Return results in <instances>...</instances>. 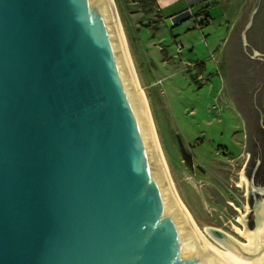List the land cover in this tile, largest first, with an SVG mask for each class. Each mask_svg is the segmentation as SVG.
<instances>
[{
	"label": "water",
	"instance_id": "1",
	"mask_svg": "<svg viewBox=\"0 0 264 264\" xmlns=\"http://www.w3.org/2000/svg\"><path fill=\"white\" fill-rule=\"evenodd\" d=\"M260 11L219 66L245 141ZM0 264H244L177 208L102 0H0Z\"/></svg>",
	"mask_w": 264,
	"mask_h": 264
},
{
	"label": "rangeland",
	"instance_id": "2",
	"mask_svg": "<svg viewBox=\"0 0 264 264\" xmlns=\"http://www.w3.org/2000/svg\"><path fill=\"white\" fill-rule=\"evenodd\" d=\"M111 1L174 190L200 230L213 228L246 243L233 229L247 228L253 236L251 212L247 226L239 222L249 212L247 180L241 179L245 159L237 157L245 144L244 124L219 69L228 40L199 34V44L178 52L170 32L155 28L148 0ZM196 138L200 146L191 151ZM183 153L197 166L183 162Z\"/></svg>",
	"mask_w": 264,
	"mask_h": 264
},
{
	"label": "crops",
	"instance_id": "3",
	"mask_svg": "<svg viewBox=\"0 0 264 264\" xmlns=\"http://www.w3.org/2000/svg\"><path fill=\"white\" fill-rule=\"evenodd\" d=\"M153 14L158 20L155 28L164 26L170 32L173 41L185 45L186 49H193L199 44V34H216L218 41L229 39L231 32L242 25L249 17L255 0H148ZM199 14H206L210 22L201 29L194 28V18ZM264 19V11H260V21ZM218 32L213 31V26ZM204 27H206L204 29ZM224 27L225 30H221ZM199 32V33H198ZM220 33V34H219ZM251 46L257 54H264V22L254 25L250 34ZM219 48V47H218ZM221 50H219L220 52ZM155 84V83H154Z\"/></svg>",
	"mask_w": 264,
	"mask_h": 264
},
{
	"label": "bare ground",
	"instance_id": "4",
	"mask_svg": "<svg viewBox=\"0 0 264 264\" xmlns=\"http://www.w3.org/2000/svg\"><path fill=\"white\" fill-rule=\"evenodd\" d=\"M105 9L107 11L110 23L112 25L113 31L115 33L121 54H122V58H123V62H124V66L127 72V75L130 79V82L133 86V89L136 93L147 129H148V133H149V137H150V141L156 156V159L158 161V164L160 166V169L165 177V180L167 182V185L169 187V190L171 192V195L174 199V202L177 206V208L179 209L181 215L183 216L184 220L186 221V223L193 228L199 235L207 237V238H211V239H215L220 241L221 243L233 248L238 257L243 261L244 264H264V249L259 247L252 234L249 232V230H246L244 232H242L239 229L233 228L237 234H239L245 241L246 243H242L240 241H238L237 239H235L234 237L230 236L229 234L226 233H222L219 230H215L213 228H204L203 230H200L197 225L195 224V222L193 221L192 217L189 215V213L187 212V210L185 209V207L183 206L180 198L178 197L176 191L174 190V187L172 185V181L171 178H169V174L167 171V168L165 166V161L163 159L160 147H159V143L157 140V137L155 135V131H154V127H153V123L151 120V114L148 108V104L146 102V98L144 96V94L142 93L141 89H139L138 85H137V81H136V76L135 73L133 71L132 68V63L129 57V53L127 51L125 42L123 40L122 37V32H121V28L119 25V21L118 18L116 16L113 4L111 0H102ZM242 181H246V179L244 178V176L241 177ZM247 184V183H246ZM239 222L242 223L244 226H246V221L245 218H240ZM202 229V228H201ZM215 232H220L221 235H217Z\"/></svg>",
	"mask_w": 264,
	"mask_h": 264
},
{
	"label": "flooded vegetation",
	"instance_id": "5",
	"mask_svg": "<svg viewBox=\"0 0 264 264\" xmlns=\"http://www.w3.org/2000/svg\"><path fill=\"white\" fill-rule=\"evenodd\" d=\"M249 55L250 56L252 55V51L249 53ZM250 56H249V61L253 62L252 70L255 73L253 78H254V82H256L253 90H250V92L253 91L252 99L250 102L254 107L253 108L254 116L252 117L253 120L251 121L252 129L246 137L245 144L243 145L242 154H239L237 156L238 158L242 156L243 160L245 159L242 167V175L247 180L246 208L247 207L249 208V212L245 214L246 226H247V217H249L251 212L250 205L254 197L261 195V193H263L264 190V61ZM237 92H239L238 89ZM197 139H199V142L195 147L189 148L191 151H193L198 146H200L201 140L200 138H196L195 140ZM216 149L219 151V149L221 148L220 146H217ZM182 156L184 158L182 159L183 162L184 160L188 159L189 165L194 164L193 156H187L188 157L187 158L184 153L182 154ZM194 165L197 166L196 163Z\"/></svg>",
	"mask_w": 264,
	"mask_h": 264
},
{
	"label": "built area",
	"instance_id": "6",
	"mask_svg": "<svg viewBox=\"0 0 264 264\" xmlns=\"http://www.w3.org/2000/svg\"><path fill=\"white\" fill-rule=\"evenodd\" d=\"M210 22L209 18L206 16V14H199L194 18V28L195 29H202L204 25L208 24ZM177 49L178 52H181L185 45L177 42Z\"/></svg>",
	"mask_w": 264,
	"mask_h": 264
},
{
	"label": "trees",
	"instance_id": "7",
	"mask_svg": "<svg viewBox=\"0 0 264 264\" xmlns=\"http://www.w3.org/2000/svg\"><path fill=\"white\" fill-rule=\"evenodd\" d=\"M255 84H256V82H255ZM255 84H252V89L251 90H253V88H254V86H255ZM250 92V91H249ZM253 93V91H251L249 94L251 95V99H252V94ZM251 99H249V102L251 101Z\"/></svg>",
	"mask_w": 264,
	"mask_h": 264
}]
</instances>
